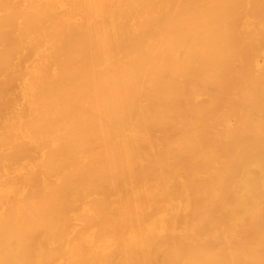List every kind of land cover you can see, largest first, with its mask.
<instances>
[{
  "label": "bare ground",
  "instance_id": "6f19581e",
  "mask_svg": "<svg viewBox=\"0 0 264 264\" xmlns=\"http://www.w3.org/2000/svg\"><path fill=\"white\" fill-rule=\"evenodd\" d=\"M0 264H264V0H0Z\"/></svg>",
  "mask_w": 264,
  "mask_h": 264
}]
</instances>
